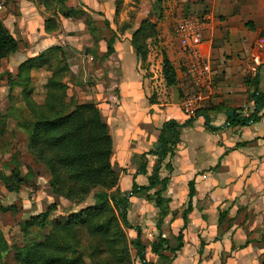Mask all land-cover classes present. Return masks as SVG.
Listing matches in <instances>:
<instances>
[{"label":"crops","instance_id":"1","mask_svg":"<svg viewBox=\"0 0 264 264\" xmlns=\"http://www.w3.org/2000/svg\"><path fill=\"white\" fill-rule=\"evenodd\" d=\"M116 1L65 2V5L71 4L68 7L79 8L86 16H91L94 23H103L97 26V32L109 36L99 38L94 46L97 32L92 33L85 25L86 17L80 20V28H76L82 32L84 25L87 32L79 42V38L75 40V36L68 35L72 31L71 19L46 8L43 0H11V8L7 6L0 10V20L17 41L18 49L1 63L7 62L15 76L22 63L50 48L59 47L73 82L82 80L79 76L88 75L85 65L96 66L92 73L94 82L89 89L85 87L88 93L79 95L77 90L84 87L78 82H74L73 88L79 103L82 101V104H92L99 109L101 119L109 129L112 157L121 169L117 173L119 195H130L133 183L139 188H147L148 178L156 167L158 178L168 181L161 195L169 201L168 213L160 230L156 228L159 211L147 198L160 187L147 189L128 199L126 220L130 229L127 232L131 241L138 237L143 245L142 257L146 263L264 264V108L258 113V122L224 128L229 123L230 112L240 117L243 111L249 115L253 113L250 86L256 76L258 91L264 94V0H178L177 12L201 13L203 50L210 56L213 71L212 91L187 125L189 119L180 113L178 105L164 99V93L172 92V89L164 85L161 66L156 86L152 83L155 78L147 72L150 54L146 55L145 62H141L131 45L133 33L147 18L156 26L155 41L158 40V44L162 41L167 49V58L176 73L180 99L189 89V82L182 71L183 62L173 34L178 21L170 28V19L161 24L162 16L153 20L146 14L137 16L135 23H129L132 16H126V12L122 15L119 10L116 13ZM118 18L121 19L117 24ZM48 19L54 20V31L46 30ZM69 39L75 41L70 43V57L64 49V41ZM110 40L113 41V52L106 57V43ZM149 42L147 40L146 44ZM83 48L80 57L78 51ZM93 48L97 51H90ZM37 75L44 77L45 83L49 78L45 68L31 72L32 82ZM83 81L85 85L87 82ZM169 121L182 126L177 130L178 144L173 157L157 165V157L149 153L159 149V131ZM170 138V134L166 136L167 140ZM141 165L145 166L144 171L137 174ZM191 183L194 195L182 232L183 246L175 257L165 253L171 263L163 262L151 254L150 245L160 235L171 247L176 246Z\"/></svg>","mask_w":264,"mask_h":264},{"label":"trees","instance_id":"2","mask_svg":"<svg viewBox=\"0 0 264 264\" xmlns=\"http://www.w3.org/2000/svg\"><path fill=\"white\" fill-rule=\"evenodd\" d=\"M160 1L157 0L158 7ZM65 2L66 0H43L46 8L49 7L55 13H60L64 18L86 17L85 25L92 33L95 32L92 26L93 20L81 10L67 9ZM120 3L119 0L116 1V13ZM155 16L158 20L161 19V13ZM46 24H49L46 27L47 31L55 30L53 19H48ZM104 24L107 25V22ZM156 36V26L147 18L139 23L133 33L131 45L141 62H145L146 59L144 43L147 40H155ZM94 44V46L98 44V39L94 40ZM112 44V40L106 43L104 56L107 57L113 52ZM17 49V41L0 20V62L15 54ZM43 68L50 72L51 76L44 85L47 92L46 101L39 106L32 99L31 72ZM161 75L166 88L172 90L178 88L175 70L164 54ZM67 76H70V71L62 49L54 47L22 63L15 77L8 78L7 84L10 83V79L13 80L11 86L19 90L24 108L29 113L31 121L25 126L29 136V146L36 152L38 161L46 167L50 175L49 186L52 193L57 198L77 206L85 201L93 190L99 189L100 192L93 196V206L55 221L41 241H26L23 248L15 247L13 260L15 264H129L127 241L122 231V229H130L126 220L128 199L147 189L155 190L160 187L161 189L155 190L150 198L147 197L159 211L156 228L160 230L162 221L168 213L169 201L161 197L168 181L158 178L156 167L153 175L148 178L147 188H139L133 183L130 195L125 197L119 195L118 174L112 170L110 164L112 140L109 129L103 123L99 109L95 105H79L67 101V82L64 81ZM258 85L256 76L250 86L253 113L248 117L235 114L233 120L228 121L231 127L246 126L259 121L257 107L264 108V94L259 93ZM191 121L189 120L185 125ZM181 127L174 121L166 122L161 127L159 149L149 153L157 157V165L166 158L173 157L174 149L178 144L177 130ZM169 134L171 138L167 140L166 136ZM144 168L145 166L141 165L137 174L142 173ZM189 187L188 207L182 214L183 228L176 237V246L171 247L160 235L150 245L151 254L163 262L171 263L165 253L175 257L183 246L182 232L187 225L186 217L191 212L190 201L194 195L192 183ZM108 192L113 194L108 195ZM49 212L48 208L43 214L29 217L25 222L23 238L32 228L44 230ZM131 246L136 251L140 264H150L141 257L144 247L138 237L131 242Z\"/></svg>","mask_w":264,"mask_h":264},{"label":"rangeland","instance_id":"3","mask_svg":"<svg viewBox=\"0 0 264 264\" xmlns=\"http://www.w3.org/2000/svg\"><path fill=\"white\" fill-rule=\"evenodd\" d=\"M4 2L5 9L7 6L11 8V0H4ZM69 5L71 4L68 2V5L66 4L65 7L67 9L79 10V8H70L68 7ZM179 6L178 0H161L159 7L157 0H121L118 10L122 15L126 12V16H132L133 19L131 18L132 20L129 23H135L138 17L146 14L149 19L157 20L155 14L161 13L162 19L160 23H164L165 19H170V28L186 16L201 18V13L195 15L193 13L177 12L176 10L179 9ZM171 8L174 10L172 9L171 13H168ZM76 18H70L71 22L69 24L72 31L68 35H71V37L75 36V40L79 38L78 41L80 42L83 40V34L86 35L87 32L84 25H82V32H79L78 29L76 30V28H80L79 24H82L80 20L84 19L80 18L77 21L78 19ZM120 19L118 18L117 24L120 23ZM102 24L101 21L93 23L92 26L95 28V32H97V26ZM104 36L107 38L109 34L97 32L94 39L103 38ZM74 42V39L64 41L66 45L64 49H66L69 57L71 56L69 50L72 48L71 44ZM161 43L162 41L158 44V40L155 41L154 39H151L148 44L144 43L146 55L150 54L151 58V62L147 65L148 76L155 78V81H152V83H155L156 86H158L160 80L159 67L161 65L159 64V60H162L163 54L168 55L167 49ZM83 50L84 48L78 51L80 57L83 55ZM90 51L96 52L97 48H93ZM85 68L88 75L83 78L79 76L82 80L76 81L74 79V82H78L84 87V89L77 90L79 95L89 92L85 87L90 88L89 86L93 81L92 73H94L96 66L85 65ZM177 69L180 70V67L178 66ZM12 72L13 70L7 62H0V264H15L13 260V249L15 247L23 248L26 241H41L55 221L93 206V196L99 191V189L93 190L85 201L77 206L62 198H57L52 193L49 186L50 175L46 167L38 161L36 152L29 146V136L25 129V126L29 125L31 121L29 113L24 108L22 98L18 93L19 90L11 86L13 80L10 79V83L7 84L9 77H15ZM48 73L50 78L51 73ZM83 80L87 82L85 85ZM43 81L44 77L37 75L32 82V99L39 106L45 103L47 96L45 87L42 84ZM64 81L67 82V101L82 105V101L79 103L76 99V93L73 88L74 82L70 76H67ZM164 99L168 103L172 101V92L170 90L164 93ZM246 113L248 114V112ZM110 164L112 170L116 171V174L120 173L121 169H118L119 165L113 157H111ZM123 186L124 180L121 181V187ZM9 190L13 191L9 192ZM110 194L112 195L113 192H108V195ZM48 208L50 212L47 216V225L44 230L32 228L27 231L29 232L28 235L25 236L24 234L25 237L23 238L26 220L31 216L35 217L45 213ZM122 231L127 241L129 264H139V258L131 246L132 241L127 229H122Z\"/></svg>","mask_w":264,"mask_h":264},{"label":"built area","instance_id":"4","mask_svg":"<svg viewBox=\"0 0 264 264\" xmlns=\"http://www.w3.org/2000/svg\"><path fill=\"white\" fill-rule=\"evenodd\" d=\"M0 0V10L4 7ZM202 18L186 16L173 27L174 39L182 58V71L189 82V89L178 102L180 113L191 120L196 117L202 104L213 88V71L209 54L203 50ZM248 117L246 111L241 114Z\"/></svg>","mask_w":264,"mask_h":264},{"label":"water","instance_id":"5","mask_svg":"<svg viewBox=\"0 0 264 264\" xmlns=\"http://www.w3.org/2000/svg\"><path fill=\"white\" fill-rule=\"evenodd\" d=\"M252 96V95H251ZM179 92H178V90L175 88V89H173L172 90V104L173 105H175V106H177L178 105V102H179ZM255 102V101H254ZM260 110H261V107H257V111L258 112H260ZM233 112H230L229 114H228V118H229V120L230 121H232L233 120ZM230 126V124L229 123H227L225 126H224V128H228ZM142 257V256H141Z\"/></svg>","mask_w":264,"mask_h":264}]
</instances>
